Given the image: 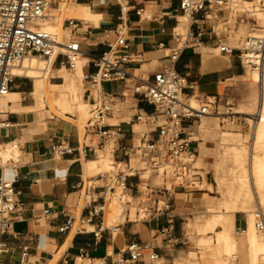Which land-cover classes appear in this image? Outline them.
I'll list each match as a JSON object with an SVG mask.
<instances>
[{
	"label": "crops",
	"instance_id": "obj_1",
	"mask_svg": "<svg viewBox=\"0 0 264 264\" xmlns=\"http://www.w3.org/2000/svg\"><path fill=\"white\" fill-rule=\"evenodd\" d=\"M51 1L52 11L69 10L74 15L73 19L83 21L75 33L84 53L79 62L82 72L95 71L92 64L93 58L107 51L109 45L115 41L116 28L120 23L119 18L123 15L122 8L128 7L129 11L124 14V17L126 37L131 44V62L127 65V69L132 77L127 82L103 84V88L108 93L117 96L122 103L126 104L127 100H130L131 103L128 108L120 111L121 120L119 123L122 124L123 134L116 142L112 141L108 146L110 148L112 145L111 155L113 156L114 152L115 160L122 162L121 165H126L127 157L124 155V148L131 149L136 146L137 139L140 141L143 135L149 140L158 141V126L163 123V118L158 115L155 117V107L140 96L133 94L132 88L136 83V79L133 77L150 83L153 81L154 74L161 71L167 64L166 55L169 53L167 46L171 40L172 30L177 26L179 29L182 23L180 20L188 18L180 11L181 0H126L125 4L114 0ZM137 9H144L141 16L136 14L135 10ZM155 18H159V21H156ZM219 19L218 28L225 24H231V22H237V17L232 16L228 18V22L227 19L224 21ZM188 21L190 25L191 19L188 18ZM49 24L58 25V23ZM64 26H66L65 22ZM244 26L246 25L241 26L238 30H246L247 26ZM210 51L216 54L220 53L217 42L206 37L201 47L184 51L177 61L176 71L185 80L182 90L184 96L195 99L196 95H199L214 99L213 97L219 94L221 84L234 77L244 75L245 72L237 55L221 54L220 58L211 55ZM162 52L166 54L156 61V56ZM226 57L229 59L227 60ZM79 67L73 73H76ZM52 71L62 72V77L56 75L53 78L55 81H63L51 82L50 78L53 75L49 77V80L20 77L33 80L30 95L34 96L37 102H41L40 105L48 112L50 117L48 119L56 118L51 113L48 100L60 97L62 90L56 88L55 85L64 84V75L69 74L67 66H60L58 62L51 68ZM48 86L57 89L58 92H48ZM82 91L79 85L78 102L87 104V101L89 102L87 86L84 87L83 93ZM263 92L264 89H260L257 99V114L260 117L255 120L254 132L256 134L259 129L264 131V125L261 127L262 115L260 113ZM26 93V89L13 90L6 99V103L0 101V109L4 108L3 112L10 113L9 118L13 124L9 130L0 131V145L6 149V146L16 142L20 147L18 152H21L18 163H11L8 166L0 165V175L14 182L16 190L20 193V204L13 215L11 229L6 234H0V240L11 246V250L0 257V264H20L21 248L26 245L30 248L26 264H117L120 254L127 261L130 259L126 248L131 243H150L159 258L150 261L147 254L144 253L138 262H127V264H197L196 257L198 255L195 254V247L187 237L186 230L189 224H196L195 215L198 209L196 200L202 201L205 196L210 195L209 193H213V185V191L209 189L206 192L201 189H178L170 195H154L151 197L149 205L154 207L155 203H158L162 211L154 212L142 221H134L132 211L124 212L125 221L110 228L107 225L106 212L100 213L98 216L92 215L93 211L102 205L103 191L97 188L93 193L85 196L84 192L77 188L86 179L85 163L92 159L78 151L70 155L58 156L51 150V146L60 141H66L69 145L77 147L78 141L81 139L80 132L63 119L60 120L66 122L64 126L57 123L56 128H50L47 131H30V128L24 125L32 124L38 119L46 120V118L31 117V113L36 109V103L32 105L20 103L22 95ZM123 94L127 97L122 98ZM141 114L147 116L145 122L147 131L139 134L135 131V127H139L142 123L136 120V116ZM242 114L256 116L249 113ZM65 117L73 119L71 114H65ZM198 125L200 135L193 132L196 123H184L183 131L193 137L195 141L193 147L197 159H202L201 156L206 154L207 147L201 140L209 137L210 129L206 121L201 120ZM223 137L224 141L232 140L228 134ZM115 144H117V148L113 151ZM251 151L249 176L253 178V186L254 189L256 186L255 190L257 191L253 163L256 160L260 167H263L264 163L261 161V157L254 154L253 149ZM204 158L206 157L204 156ZM132 161L134 159H131V163ZM258 177V182L264 179L262 175H258ZM100 184H104V181H100ZM142 186L144 185L139 182L138 178H132L129 180L127 191L130 192L132 198L139 197V194L142 193ZM220 186L222 191V183ZM209 197L210 199L205 201V208L206 214L209 215L208 209L211 207L210 215L205 216L202 223H197V226L204 227V231L211 230L207 229V225L212 223L214 216L230 215L235 250L231 255H227L217 242V233L224 230L223 225L217 224L214 230H211L216 233L214 240L216 249L210 248L211 240L200 237V241L204 239L207 243L206 248L201 252L202 257L212 258L210 264H253L255 252L248 236L253 221H249L246 216L241 215L235 209V206H229L226 201L221 204L226 208L225 210L215 211L214 206L217 204L215 197ZM257 199L261 206L260 198L257 197ZM83 218L88 220L85 225L86 231L79 233L76 230V225ZM69 220L74 221L73 227L68 231L61 232L60 229ZM245 221H247V228L245 233H241L239 229L245 227ZM105 223L107 227H105ZM101 226L103 227L102 233L95 237L94 233ZM161 229H166V233H162ZM255 231L257 230L255 229ZM257 232L258 240L264 241ZM224 253L226 256L238 259L221 260L220 257ZM257 264H264V254L258 255Z\"/></svg>",
	"mask_w": 264,
	"mask_h": 264
},
{
	"label": "built area",
	"instance_id": "obj_2",
	"mask_svg": "<svg viewBox=\"0 0 264 264\" xmlns=\"http://www.w3.org/2000/svg\"><path fill=\"white\" fill-rule=\"evenodd\" d=\"M241 1H251L264 12V0L180 1V11L188 16L191 22L185 33L179 32L178 26L172 30L171 40L167 46L169 51L166 55L167 64L161 71L154 74L153 81L150 83L133 77L136 79L132 88L133 94L155 107V117L158 115L163 118V123L158 126V141L149 140L143 135L139 144L131 149H123L127 157L126 169L117 171L119 163L122 162L115 160L109 171L88 177L78 185L77 188L83 191L85 196L90 195L97 188L103 191L102 205L93 211V216L104 214L107 197L116 196L117 191L127 190L129 180L132 178H138L149 191L147 194L149 202L151 197L157 194L170 195L178 189L197 190L198 183L202 182L203 178L195 167L197 159L193 147L195 141L191 135L183 131V124L199 123L203 117L210 115L211 108L216 104V96L213 97L215 102L210 97H205L198 107L193 106L190 102L191 98L182 94L185 80L178 74L175 65L184 51L201 47L207 37L217 42L221 54L237 55L244 72L255 78L258 87L263 89L264 34L247 37L238 48L223 42L215 28V24L219 21L218 17L224 16L225 11L231 10L233 5ZM51 8L52 1L49 0H0V99L9 91L20 89L19 86H15V83L22 78L14 76L13 69L29 57L36 56L48 66L52 64V68L58 62L60 66H67L69 71L77 69L84 53L75 33L83 21L68 18L64 21L66 26L64 23L62 26L66 34L61 35L58 31L48 32L41 26L51 22L49 13ZM128 11V7L122 8L123 15L119 18L115 41L109 45L107 51L93 58L92 64L95 71L83 74V81L87 85L90 117L84 134L78 141V146L73 147L66 141H60L51 146L54 154L65 156L78 151L89 159H97L107 143L116 142L123 134L121 123H110L118 112L116 106L120 99L108 93L103 88V84L127 82L132 77L127 69V65L131 62V44L126 37L124 14ZM135 11L138 16H141L144 9ZM155 20L159 21V18ZM250 21L258 25L255 19L251 18ZM52 80H54L53 77L50 78V81ZM126 97L125 94L122 95V98ZM227 113L230 114L229 109ZM9 115L10 113L0 109V131H7L13 127ZM136 120L145 123L147 116L146 114L137 115ZM11 144L14 149L20 148L16 142ZM132 156L139 157L145 164V168L132 169L130 166ZM18 161L17 159L10 162L18 163ZM139 171L149 173V176L144 177ZM152 176L161 178L162 186L154 185L151 181ZM100 181H104V184H100ZM19 195L14 182L0 175V234H6L11 229L13 215L20 204ZM143 209L145 213H151L148 217L154 212L162 211L158 203H155L154 207L149 205ZM252 216L255 229L264 235V208L259 207ZM86 223H88L87 219H80L76 225L77 232L86 231ZM73 225L74 221L69 220L60 230L68 231ZM246 228L247 221H245V227L239 231L245 233ZM102 231L101 226L94 233L95 237H98ZM161 232L166 233V229H161ZM10 250L9 243L0 240V257ZM29 251L30 248L27 245L21 248L20 264H26ZM126 252L130 255V259L127 261L120 254L117 264L136 263L144 253L150 261L159 258L150 243H131L126 248Z\"/></svg>",
	"mask_w": 264,
	"mask_h": 264
},
{
	"label": "rangeland",
	"instance_id": "obj_3",
	"mask_svg": "<svg viewBox=\"0 0 264 264\" xmlns=\"http://www.w3.org/2000/svg\"><path fill=\"white\" fill-rule=\"evenodd\" d=\"M51 1V0H49ZM63 1H73V0H63ZM120 1L122 3H126V0H114ZM243 3L235 6L233 10L231 11H225V15L221 16V20L228 19V16L237 17V22L231 24H225L222 27L218 28V24H215V28L217 33L219 34V37L223 42H226L230 44L231 47H241L243 41L249 37L250 31H253V28L258 25H255L252 21L242 22L244 19L243 14L241 12V6ZM240 6V7H238ZM54 8V7H53ZM231 12V13H230ZM52 21L54 23H58L56 28L53 30V33L58 31L61 35L66 34L62 30L63 23L65 19L73 18L74 15L69 10H61V11H49ZM252 17V16H249ZM220 20V19H218ZM182 23L180 24V27L178 29L179 32L185 33L188 29L189 21L188 18L181 19ZM61 22V23H60ZM92 23H94L92 21ZM95 24V23H94ZM243 25L247 26V32L242 33L234 36L235 32ZM228 29V30H227ZM234 36V37H233ZM237 36H240L237 38ZM242 36V38H241ZM234 38V39H233ZM237 38V39H235ZM235 40V42H234ZM220 51V50H219ZM211 55L218 56L221 58V53L216 54L213 51H210ZM166 53L162 52L159 53L155 60L157 61L159 58L163 57ZM36 57V56H35ZM228 60L229 58L226 57ZM43 68L46 70V73L43 71L41 72V80L44 79L45 76L47 77H54V76H63L62 72H56L52 71V66L50 65L48 69H46V63L43 61ZM79 67V64H78ZM77 67V68H78ZM69 74H65L64 77H72L75 76L80 87L84 91V87L86 88V83L83 82V74L84 72L80 74L73 73L74 71H69ZM72 75V76H71ZM52 80L51 82H62ZM24 85H23V84ZM15 86H19L21 89H26L27 93L25 95H22L20 103L22 105H32L36 103V109L31 113V117H40V118H46V120L38 119L32 124H26L25 127L30 128V131H47L50 128H56V124H64L66 125V122L71 124V127H75L79 132L81 137L84 134L86 123L90 117V105L87 101V109L85 111H80L77 107L73 110L71 115H73V119L66 118L64 114L61 113H51L56 116L54 119H48L50 118L48 115V112L44 107L40 105L41 102H37L36 99H34V96L30 95V92L33 87V80L22 78L21 80H17L15 83ZM109 88V87H108ZM19 90V89H14ZM48 92H55L57 93V89H52L51 87H47ZM82 91V93H83ZM260 92V88L258 85H256L252 77H250L248 74L244 73L241 77H234L233 79L224 82L220 86L219 94L216 95V104L213 105L211 108V115H209V118L203 117L201 120L206 121L209 125V137L207 139H202V143H204V146L207 147L206 154H202V159L204 156L206 158L202 159H196L195 167H197L199 174L202 176L203 180L202 182L198 183L197 189H201L204 192L213 191L214 192L209 193V196L215 197V201L217 204L214 206L215 211H222L225 210V207H222V202L226 201L228 205L235 206V209L243 216H246L249 221L252 222L253 213L260 207L259 201L257 199L260 198L261 201V207L264 208V187H260L258 185V175L260 176V172H258V163L255 160L253 163V174L255 181L257 182V191L256 186L254 189L253 186V178H250V171H251V150L253 149L254 154L261 157V161L264 163V131H261V129L258 130L257 134L254 132L255 128V120L259 119V116L257 114L258 111V94ZM129 96V93L127 94ZM205 97H201L199 95H196V98L193 99L191 97L190 102L195 103L194 105L200 104V101H203ZM213 102H215L214 99H211ZM3 101V102H2ZM1 103H6V99H3ZM40 101V100H39ZM130 100H127L126 104L122 103L121 101H118L116 109L118 112L115 114V118H113L110 123L117 124L121 120L120 111L125 110V108H128L130 106ZM230 110V113L228 114L227 110ZM2 111H5L4 108L1 109ZM127 110V109H126ZM9 113V112H8ZM242 113H249L256 115L255 117L251 115H245ZM82 115H85L83 118H81ZM59 118V119H58ZM72 118V117H71ZM254 118H256L254 120ZM60 119L65 120L61 121ZM124 120V119H122ZM163 120V119H162ZM200 123V122H199ZM199 123H196L194 134L200 135V128L198 127ZM264 125V122L261 123V127ZM135 131L137 133H143L147 131V127L145 126V123H142L139 127H135ZM205 133V132H204ZM228 134L232 140L230 141H224V135ZM193 139V137H192ZM235 139V140H233ZM194 140V139H193ZM112 142V141H111ZM115 142V141H114ZM139 139H137L136 143L139 144ZM110 143V142H109ZM109 143H107L106 147L100 153V156L98 159H95V161H102L104 162L101 165L92 167L86 174L85 178L96 176L97 174L101 172H107L110 170V167L115 162L114 152L113 156L111 155V148H108ZM199 143V142H197ZM254 145V146H253ZM117 148V144L114 145L113 151ZM6 149L12 152L11 157H3L2 151L4 150V146L0 147V165L1 166H8L11 164L10 161H14L19 159L18 157L21 155V152H18L17 150H13L10 145L6 146ZM131 168L134 170H142L145 168V164L143 161L137 157L132 156ZM93 160V159H92ZM126 169V165L122 164L119 165L117 171H122ZM141 175L144 177H148L149 173H144L143 171H139ZM151 181L154 185L162 186V179L158 178L156 176L151 177ZM207 183L209 184L207 186ZM220 183H222V191L220 190ZM213 185V187H212ZM169 186V185H168ZM142 193L139 194V197H131V194L129 191H124L123 196V202H120L118 199L113 198L114 196L107 197V203H106V221L107 225L110 228L116 227L117 225L123 223L125 221V217L123 215L124 212H131L132 211V219L134 221H142L151 214L145 213L143 208L149 207L150 202L148 201L147 194L149 193L148 190H146L145 186L141 187ZM119 192L117 191V195L115 197L119 198ZM209 196H205L204 200H196V206H197V214L195 215V225L189 224L186 234L189 240L191 241L192 245L195 247V254L198 255L196 257L197 264H210L212 262V258L205 259L202 257V251L206 248L207 243L204 241V239L211 240V247L213 249H216L217 246L214 242L216 233L211 230L204 231V227H198L197 223H202L205 216L210 215V209H208V214H206V208H205V201L210 199ZM198 197V196H197ZM109 198H113L109 201ZM122 201V200H121ZM129 202V204H127ZM226 203V204H227ZM162 205V203H161ZM122 206V208H121ZM253 224V223H252ZM105 223V227H107ZM257 232V231H256ZM212 233V234H209ZM257 234L264 239V235L261 233ZM213 236V237H212ZM242 236V235H238ZM200 237H203L204 239L200 241ZM240 256V255H239ZM236 257V256H235ZM221 260L225 259L227 261H233L237 260L238 258H234L233 256H226L225 253L221 255ZM237 263V262H235Z\"/></svg>",
	"mask_w": 264,
	"mask_h": 264
},
{
	"label": "bare ground",
	"instance_id": "obj_4",
	"mask_svg": "<svg viewBox=\"0 0 264 264\" xmlns=\"http://www.w3.org/2000/svg\"><path fill=\"white\" fill-rule=\"evenodd\" d=\"M241 3H243L241 6V8H242L241 12H242L243 17L245 19L242 22L247 21L250 23V19L253 17L259 21V26L254 27L253 31L248 32L249 35L253 36V35L264 34V12L261 9H259V7L256 6L251 1H241L238 4L233 5L231 10H233V8L235 6H237ZM238 7H240V6H238ZM231 10H229V11H231ZM249 16H252V17H249ZM219 18L220 17H218V19ZM228 18H229V16H228ZM52 20L53 19H51V22H48L45 25H42L41 28H43L44 30H46L48 32H53V30L56 28V26L53 24H49V23H54ZM257 20H256V22H257ZM227 22H228V19H227ZM257 24H258V22H257ZM244 27H246V26H244ZM246 32H247V28H246V30L245 29L237 30L235 32L234 36H236V34L242 35V33H246ZM237 38H239V40H240V36H237ZM237 38H235V39H237ZM241 38H242V36H241ZM234 42H235V40H234ZM232 43L230 42V44H232ZM43 65L44 64H43L42 59H39L38 57H35V56L29 57V58L25 59L23 61V63H21L18 67H15L13 69V75L16 77H28V78H33V79H41L42 77H41L40 73L43 71L45 72V74L47 73L46 70H44ZM46 65H47V63H46ZM50 65L52 66V64H50ZM48 68H49V66L47 65L46 69H48ZM77 73L78 74L82 73L81 65H80L78 71L76 72V74ZM44 79L49 80V77L45 76ZM252 80L256 84V79L252 78ZM55 87L62 90V93H61L60 97H58L57 99H55V100L49 99L48 100L49 108L54 114L55 113H61L64 115L65 114H71L73 112V110L75 109V107L80 109V111H85L87 109L86 103H79L78 102L79 101V98H78L79 83H78L75 76H72L69 78L66 77L64 84L55 85ZM12 91L13 90L9 91L6 96H4L2 99H0V101H2L3 99H7ZM262 96L263 97H262V104H261V108H260L261 109L260 113L262 115V122H264V92H263ZM194 104L192 103L193 106H197ZM229 110H231V109H229ZM230 114H233V113L231 112ZM84 116L85 115H82L81 118H83ZM258 116L260 117V115H258ZM9 145L13 150L19 151V148L14 149L13 144H9ZM0 147H2V146L0 145ZM2 152H3L2 153L3 157H11L12 156V152L9 151L8 149H4ZM103 163L104 162H102V161H95V160L88 161L85 163V171L88 172L92 167L101 165ZM119 164L121 165V163H119ZM111 167H110V169H111ZM258 170H259L258 172L261 173L260 175L264 176V166L263 167L259 166ZM258 185L260 187H264V179L262 181H259ZM119 196L120 197L117 198L114 195L113 198H116L120 202H123L124 191H122V192L120 191ZM113 198H109V201ZM127 204H129V202ZM121 208H122V206H121ZM252 221H253V218H252ZM217 224L223 225V227H224V230L222 232L217 233V242L223 247V250L226 251L227 255H231L232 252L235 250V239L231 233L232 217L230 215H220L218 217L214 216L212 218V223H209L207 225V229L214 230V228L216 227ZM253 225H254V223L250 225L248 236H249V239L252 243V246L254 247V252H255V258L253 260V264H257L258 263V255L264 254V241L258 240L257 235H256V231H255V228Z\"/></svg>",
	"mask_w": 264,
	"mask_h": 264
}]
</instances>
